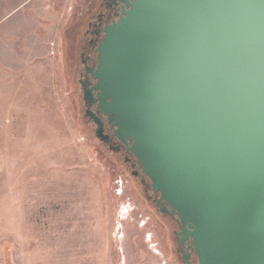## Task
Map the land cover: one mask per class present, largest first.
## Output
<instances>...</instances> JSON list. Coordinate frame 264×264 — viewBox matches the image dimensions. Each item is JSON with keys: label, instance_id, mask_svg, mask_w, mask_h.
<instances>
[{"label": "water", "instance_id": "obj_1", "mask_svg": "<svg viewBox=\"0 0 264 264\" xmlns=\"http://www.w3.org/2000/svg\"><path fill=\"white\" fill-rule=\"evenodd\" d=\"M124 2L97 49L101 114L199 264H264V0Z\"/></svg>", "mask_w": 264, "mask_h": 264}, {"label": "rangeland", "instance_id": "obj_2", "mask_svg": "<svg viewBox=\"0 0 264 264\" xmlns=\"http://www.w3.org/2000/svg\"><path fill=\"white\" fill-rule=\"evenodd\" d=\"M91 1L0 0V264H167L72 93Z\"/></svg>", "mask_w": 264, "mask_h": 264}, {"label": "flooded vegetation", "instance_id": "obj_3", "mask_svg": "<svg viewBox=\"0 0 264 264\" xmlns=\"http://www.w3.org/2000/svg\"><path fill=\"white\" fill-rule=\"evenodd\" d=\"M131 4L134 0H125ZM88 16L82 15L84 25L81 30L72 31V44L68 42L66 59L68 79L72 81L73 95L78 97L80 112L85 128L102 148L112 167V174L117 178V185L123 186L124 195L133 204V212L142 220L143 230L155 232L159 247L164 253L167 264H199L195 244L188 234L191 229L182 222L173 208L152 188V181L143 173L139 162L131 152V143L119 140L114 129L108 124L98 108L96 81L93 73L97 70L98 46L105 36V28L117 22L128 10L124 0H92L89 3ZM79 25V26H80ZM77 33H76V32ZM75 32V33H74ZM71 76V78H70ZM88 111L89 115H86ZM95 115L103 125L100 139L96 134ZM119 180V182H118ZM122 193V191H121Z\"/></svg>", "mask_w": 264, "mask_h": 264}]
</instances>
